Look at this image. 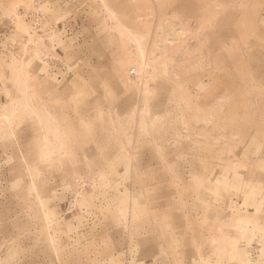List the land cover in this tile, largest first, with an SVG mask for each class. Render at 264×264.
I'll return each instance as SVG.
<instances>
[{
    "label": "rangeland",
    "instance_id": "obj_1",
    "mask_svg": "<svg viewBox=\"0 0 264 264\" xmlns=\"http://www.w3.org/2000/svg\"><path fill=\"white\" fill-rule=\"evenodd\" d=\"M0 264H264V0H0Z\"/></svg>",
    "mask_w": 264,
    "mask_h": 264
}]
</instances>
